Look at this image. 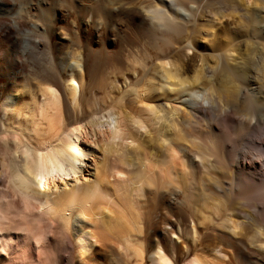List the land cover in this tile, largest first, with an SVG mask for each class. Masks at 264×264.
<instances>
[{
  "label": "bare ground",
  "instance_id": "bare-ground-1",
  "mask_svg": "<svg viewBox=\"0 0 264 264\" xmlns=\"http://www.w3.org/2000/svg\"><path fill=\"white\" fill-rule=\"evenodd\" d=\"M94 8L109 9L134 34L158 33L164 46L176 49L173 35L185 34L183 47L191 48L198 32L221 27L223 8L242 10L239 18L247 21L252 8L264 10V0H0V264L263 263L264 252L256 249L264 251V44L258 41L264 32L253 24V48L238 64H230L229 47L216 52V67L207 66L211 75L202 85L199 69L189 73L169 53L150 64L133 57L125 66L138 78L124 82L132 106L115 99L117 110L101 121L92 103L84 109V91L108 85L96 77L93 54L79 50L81 18L97 27L83 13ZM69 10L75 47L65 50L60 23ZM226 39L235 42L230 32ZM158 93L167 98L163 106L153 103ZM163 117L180 123L181 131L169 132ZM96 126L106 128L104 156L151 127L154 152L136 146L131 160L124 159L143 167L134 179L116 167L118 181L111 182L98 163L90 177L79 176L93 152L83 139ZM211 157L226 181L208 174ZM200 174L215 183L219 199L205 194L207 176ZM57 179L64 183L56 185ZM156 201H170L182 218L154 221L146 210ZM246 221L254 226L251 236L240 229ZM208 237L210 245L203 243Z\"/></svg>",
  "mask_w": 264,
  "mask_h": 264
},
{
  "label": "rangeland",
  "instance_id": "rangeland-1",
  "mask_svg": "<svg viewBox=\"0 0 264 264\" xmlns=\"http://www.w3.org/2000/svg\"><path fill=\"white\" fill-rule=\"evenodd\" d=\"M85 2H84V4H88V1H85ZM94 9L95 10H93L92 13L89 12L90 10H87L88 12L85 10L86 12L84 11L83 13H85V14L88 13L89 16H92L93 19L97 22V27H94V25L92 26V23L87 24L85 22V19L88 18L85 16V14L82 16H85L86 18L81 16L82 17L81 20H83V19L84 20H83L81 27H79L80 37H81L80 41H79L80 42L79 43V50L81 52H84V54H86L87 52H88L87 53L88 55L93 54L92 56H94L95 59L97 60L95 62L96 63V70H95L96 71V77L98 79L100 78L101 81L100 80L99 81L101 82V84H107L108 85L106 87L105 86L102 87V86H100V84H96L92 87H87L89 84V79L87 78V81H86L87 82V84H86L87 88H85V91H84V99H85L84 104L86 106V107L84 106L85 107L84 109L88 110L89 105H87V103H90V104L92 103L90 106L97 108L99 113L97 115L95 114V116L97 117V119H99L101 121L104 120V118H106V116L108 115V111H110L113 108L117 110V104H115L116 102L118 104H119V102L122 105L124 104V107H127L126 108L127 110L132 106L131 100H132L133 96H132V94L129 95L127 84H129V82L136 81V79L138 78L137 77L138 75L137 74L135 75L130 70H127V67L125 65H127L126 63H128L133 57H136L137 58L136 60H138V59L143 60V62H148V64H150L153 57L158 58V57H160L159 55H161L162 53L163 54L169 53L170 55L173 56V57L171 56L173 58L172 61L176 60L177 64L180 67H182L183 69H186L189 73L194 68L199 69L201 71L200 83L202 85V82H204V77L209 78V76L211 75L208 73L207 66L209 65L210 67L211 66L216 67L215 66L216 60L214 57L216 52H220L225 47H229L232 50L230 53L229 52L227 53L228 59L230 58L229 59L230 64H238V62H240V60H242L244 58H249V55H247V53L249 54L253 48L252 47V41H254V38L252 37V35L253 34L255 35V33L252 34V31H250L253 24H256V26L259 27L258 30L260 32H264V10L263 9L252 8L251 14H250L251 18L247 21L245 20L246 21L245 22L244 19L239 18V14L242 10L241 11L238 10L239 11L238 12V11H236L237 9L233 10V8H223L222 11L226 14V16L222 19V24H221V27L219 29L217 28V30L214 31V33H213V31L212 32L207 31L206 33L198 32L196 35H194V37H195L193 40L194 46L191 48L183 47L184 43L182 40H183L185 34L173 35L171 37V40L175 44V47H176V49H173V48H169L167 46H164L163 41L161 42V40H160L161 39L160 34L158 35V33H156V32H149L148 30L146 31L144 29H143V34H140V35L134 34L131 31V29H128L125 26L123 19L122 20L119 18L114 19L111 11L109 9L105 8L107 11L104 10V8H94ZM217 9H221V8H217ZM74 17H75V13L73 12V10H69V13L66 14L65 20H63L60 23L61 26L64 28V32H65V34H64L65 36H62V37H63V39H66V37H67V40L65 41V44H64L66 46L65 50H70L73 47H75V43H73L71 36H70V31L72 29V21H73ZM232 17L233 18L235 17V20ZM262 17H263V19H262ZM239 20H240V23H239ZM234 22H236V23H234ZM236 25H238V26H236ZM234 26L238 27V30H233L232 31L233 33H232L231 28H235ZM229 32H230V35H233L235 38V42L233 41V43H230V44H229V42H227V39H226V37H228V35H229ZM152 33L154 35H152ZM156 36H157V38H156ZM258 41H260V43L264 44V33L260 36V39ZM161 46L164 47V49H160ZM158 47H160L159 48L160 51H159ZM231 47H233V48H231ZM165 48H167L166 51H164ZM259 52H260V50H259ZM133 59H135V58H133ZM128 64H130V63H128ZM125 67H126V69H125ZM139 67L140 66H137V68L139 70H141V68H139ZM123 71H126V72H123ZM128 71H130V72H128ZM121 73H124L125 76ZM188 75H190V74H188ZM125 77L128 81L127 84L124 83ZM216 77H217V75L212 78V81L216 82V79H217ZM113 82H115V85ZM259 83H257V84H259ZM126 89H127V91H126ZM107 94H109V95L107 96ZM119 98L122 100L117 101V100H119ZM153 98H154L153 103L155 102L154 105H156V104L160 105L161 104L160 106H163L162 103L165 102V100L167 99L166 97L164 98V96L163 97L160 96L159 93L155 94ZM182 98H180V99L182 100ZM112 99L114 100V104L116 105L115 107H114L113 101H111ZM115 99H116V102H115ZM111 102L113 105L109 104ZM93 103L96 104V106H94ZM108 105L111 106V108ZM126 105H128V106H126ZM205 105L207 106V104H205ZM99 107H101V108H99ZM105 107H107L109 110L106 109ZM102 108H104L103 111H101ZM99 109H101V110H99ZM157 109H159V108L157 107ZM233 117L237 118L236 116H233ZM166 121H168V123H166ZM162 122H165L166 124L171 125L169 128V132H171L172 134H173L174 130L180 129V131H181L182 125L175 120L170 122L167 118L163 117ZM173 122H174V124H173ZM175 125H177V126H175ZM94 128H89V130L87 129L88 132L90 131L89 136L87 139H83L84 146L87 148H92L93 152L90 155L85 157V165H84L85 167L83 168V170H82L81 174H79V176L83 175L84 177H90L91 172L94 171L95 163H98L99 167L104 169L105 173L108 175L109 180L111 182H117L118 181V179H116V178H118L119 175L114 173V170L117 169L118 167L122 168V169H120V168H118V169L122 170L123 173H124V171L126 172L123 174L125 176L121 175L120 178H122V176H123L127 179H129V178L134 179L137 175H139V173L141 172V169L143 167H140L139 164H133L132 165V163H131V165H129L127 163V161H125L124 159H127L128 161L131 160V158H132V153H131L132 151L131 150L133 147H136V146L139 148V150H141V152L143 154H144V152L147 153L148 151L154 152V150L150 149L152 142H151V140H149V137H151V135L153 134L151 132V127L148 126L145 129L146 131L143 129V132H147V133H143L142 135L139 134V136H141L139 139L135 138V137L129 138V139L125 138V140L123 141L124 142L123 143L124 148H122L120 151H122L123 149L124 150L122 152L119 151V153L118 152H112V153H110L111 155L107 154L106 155L107 157L103 155L104 153L100 147L102 144V136H103V133H101V132H103V131L105 132L106 128H105V126H103V127L102 126L101 127L96 126ZM172 136H174V135H172ZM136 137H138V136H136ZM132 139L133 140L136 139V140L132 141ZM181 143L189 145L188 143H186V141H183V142L181 141ZM202 145H203V143H202ZM145 146L146 147L148 146L147 149H149V150H146ZM204 146H205V144H204ZM125 147H127V148H125ZM123 156L128 157V158H124ZM213 158L214 157H211L209 159L210 164L208 163V166L213 165V167H211V166L208 167V168H210L208 170L209 172L207 171L208 174L210 176H212L216 181H219V180H220V182L226 181L228 179V177L224 176L222 174L223 172L218 170L219 169L218 165L215 163ZM196 160L199 161L198 158H196ZM102 161H103L104 165H103ZM204 176L205 175L200 174V175H198V179L199 178L201 179ZM71 179L72 178L70 177L68 181H70ZM203 180H204L203 183L207 184L208 186L205 185L206 190L205 189L203 190V187L200 188V190L202 189L205 192V194L207 193V195H211L210 197L212 198V201L214 199L215 200L219 199L218 193L216 192V190L214 188L215 183H213V185H212L211 183L213 181L212 182L208 181V176L206 178H204ZM216 181H214V182H216ZM63 183L64 182L61 179L56 180V185L59 184L58 186H60V184H63ZM195 184H196V182L192 181L190 184L191 187L190 186L188 187L189 190L193 189L192 190L193 192L189 191L187 189L189 192H191L193 194H196L195 188H194ZM109 186H111V188H115V186H113V185H109ZM189 192H187V193H189ZM188 195H190V194H188ZM194 197H196V195H194ZM220 197H222V196H220ZM211 198H209V199H211ZM180 199L182 200L183 196H181ZM231 203L233 204V202H231ZM154 204L155 205L153 207L150 206L148 208L149 210L148 209L146 210L147 212L153 213L152 215H153V220L155 219L154 221H157V219H160L161 217H164L166 215L170 216L172 219L177 218L179 220L182 218L183 213H181L179 210H176L170 201H163V202H159V203H158V201H156ZM198 207H200V205ZM186 211H188V208H186ZM229 211H231V210H229ZM206 212H205L206 215L211 214L210 212H208L210 214H208ZM214 217H215V219H219L216 215ZM239 226H240V229L243 231L242 233L245 235L251 236V233L253 234V232H254V230H252V229H254L253 228L254 226L252 227V224L250 225V222L248 223V221L244 222L243 224H240ZM224 231L228 232V230H224ZM239 232H241V231H239ZM228 233H230V232H228ZM240 236H241V234H239V236L236 235L235 238H237V239L242 238ZM208 238H203V243L210 245L212 242V239L210 237H208ZM57 239H58V236H56V239L53 243L54 247L57 246V242H58ZM182 239H184V238L181 237L179 242ZM205 239H207V240H205ZM209 242H210V244H208ZM256 250H258L260 252H264V251H261L262 249H259V248H257ZM35 251L37 252L36 248H33L32 252L35 254L34 256L36 257L37 256L36 254H38V253H36ZM21 255L23 256L24 254L23 253L19 254L18 261H22L23 257ZM262 262L263 263H261V264H264V258L262 259ZM50 264H52V263H50Z\"/></svg>",
  "mask_w": 264,
  "mask_h": 264
}]
</instances>
